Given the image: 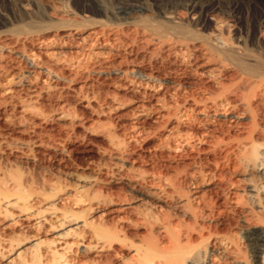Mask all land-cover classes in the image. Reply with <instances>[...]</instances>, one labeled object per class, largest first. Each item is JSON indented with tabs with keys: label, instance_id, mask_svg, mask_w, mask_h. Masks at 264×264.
<instances>
[{
	"label": "bare ground",
	"instance_id": "6f19581e",
	"mask_svg": "<svg viewBox=\"0 0 264 264\" xmlns=\"http://www.w3.org/2000/svg\"><path fill=\"white\" fill-rule=\"evenodd\" d=\"M26 1L13 2L28 11L31 7ZM66 1V5H56L44 0L66 21L65 36L52 39L40 37L43 30L36 26L38 22L11 23L0 6V68L16 58L27 68L18 76L13 68L0 74V105L10 100L23 118L33 117L36 107L31 93L25 98L16 88H31L34 75L51 86L64 79L55 74L58 68H89L90 64L96 65L97 73L112 78L116 87L141 94L142 105L133 115L142 123H131L128 137L122 139L113 132L105 135L113 150L108 171L132 193L109 199L92 196L84 192L86 181L79 178L77 188L82 193L73 201L76 207L85 206L59 210L46 195L39 204L40 200L35 202L19 168L0 167V227L9 232L0 236V264H216L218 256L224 261L217 264H264V61L246 49L248 45L264 48V11L257 19V32L251 35L234 10L257 0H161L174 5L161 10L158 18L138 0H128L130 4L115 10L105 0H87L89 4L82 6L76 0ZM250 12L248 20L255 17ZM67 44L74 53H63ZM133 47L150 60L189 68L203 89L179 94V85L157 81L133 58H122L117 67L111 66L121 51ZM225 72L237 77L227 83ZM119 104L113 105L115 111L121 109ZM57 120L79 124L64 112ZM143 120L153 123L144 126ZM138 138L158 139L156 151L168 159H182L180 171L187 187L178 183L176 168L162 174L128 164L121 148ZM18 141L2 142L0 149L4 146L21 153L30 149L28 142ZM206 154L221 155L222 161L199 167L200 156ZM230 164L240 180L227 179L222 192L229 208L242 207L245 213L243 235L251 250L249 262L235 236L211 234L200 222L215 207L204 189H220L225 180L221 168ZM241 184L245 190L239 193L235 188ZM131 200L137 206L130 209ZM103 208L114 215L113 224L86 218L88 210Z\"/></svg>",
	"mask_w": 264,
	"mask_h": 264
},
{
	"label": "rangeland",
	"instance_id": "374dc122",
	"mask_svg": "<svg viewBox=\"0 0 264 264\" xmlns=\"http://www.w3.org/2000/svg\"><path fill=\"white\" fill-rule=\"evenodd\" d=\"M13 1L0 0V6L7 12V18L12 21L11 23H15L16 25V21L27 23L29 21V23H32L33 21V24L36 25L38 22L40 24L36 26L39 25V28L42 26L41 30H43V32L40 37L44 39H52L54 36L58 35L65 36L67 27L64 17L60 15L57 16V14L53 13L52 10L46 6L44 0H28L31 7L28 11L20 9L18 4ZM52 1L56 5L67 4L66 0ZM105 1L110 10H115V8L121 5L130 4L128 0ZM138 2L141 6L152 11V13L155 14V16L154 14L152 16L156 18H158L161 10L174 5L173 3L167 4L166 2H161V0H138ZM76 3L79 6L89 4L87 0H76ZM30 9L33 10L31 11ZM249 9L251 11L250 13L255 17L253 19L249 18L248 20L247 12ZM183 10L182 8L181 11ZM234 10L236 16L241 20L243 29L249 30L251 35H254L257 32V19L264 11V0H257V2H252L250 4H240L236 6ZM30 18L33 19L31 20ZM96 19L97 21L103 20L102 17H97ZM25 43V45L29 46L28 42ZM32 47L34 48L35 46ZM246 49H249V53H252V55L254 54L256 58L264 61V48L263 50H259V48L248 45ZM62 50L65 55L74 53L73 47L69 44L62 48ZM129 52L131 53L129 54ZM122 58H127L128 60L133 58V60L135 59V63H143L142 68L154 77V79L156 78L157 81L166 80L171 83L170 85H179V94H183L184 91L197 93L200 88L203 89L204 87L200 85L202 83L189 68L184 69L174 66L170 64L169 61L150 60L147 58V55L140 49H137V47L125 49L124 52L121 51L119 57L114 60L111 58V66L117 67L121 63L120 60L123 61ZM9 68H13L16 76L25 72L27 69L25 62L17 58L8 59L4 67L0 68V74L2 75L5 70ZM55 74L63 76V81L48 86L51 83L50 81L34 75L30 77L32 81L31 88L28 90L21 86L16 88L19 95L25 98L28 97V92L31 93L36 107L33 110V117L25 116L23 118L14 110V103L10 100V102L7 101V104L0 105V143L24 140L30 145V149L22 151L23 153L13 149L6 150V148L2 146L0 149V167L19 168L24 176V183L26 184L25 189L27 187V191H33L32 196L36 198L35 202L40 200L38 201L39 204L43 198L48 197L56 204V209L59 210L65 208L77 209L78 206L79 208L85 206L84 204L82 206L77 205L76 207L75 201H73L76 196H80L82 193V191L77 188L79 178L86 181L87 186L84 190L86 194L88 193L92 196L100 195L103 198L108 197L107 199L111 198V196H129L132 193L129 188L119 184L116 180L117 175H111L110 171H108L112 164L111 154L113 150L106 140L105 135L109 132H113L122 139L128 137L131 123H142L141 120H135L133 115V113L135 114L138 111L136 110L138 109L137 107L140 108L142 105V95L130 91L129 89L122 88V86H120L121 88L116 87L112 78L97 73V67L96 65L93 66V64H90L89 68H58L55 70ZM35 77H37V79H35ZM234 77H237L236 73L225 72L223 75V79L227 83L230 82V80H234ZM1 78L2 77H0V80ZM17 100L15 99L14 101L16 102ZM88 102L90 106H87ZM113 103H120L119 105L122 106L121 109L115 111ZM138 104L140 106H138ZM61 112L68 115L71 120L74 116L79 123L78 126H72L70 120L65 122L58 121L57 115ZM261 112L262 115H264V107ZM152 123V121L143 120L144 126ZM226 126L227 124H223L224 130L227 129ZM232 132L235 133L236 131ZM137 143L138 145H136ZM158 143V139L151 138L144 140L143 138H138L135 142H129L127 144L128 147L124 148L126 152L124 149L122 150V148L120 152H122V154L124 153L121 155L128 164L134 163L135 167L144 168L150 173L162 172V174H166L174 171L173 169L176 168L179 180L178 183L181 184L182 187H187L183 181L182 172L180 171L184 161L179 158H175L176 160L168 159L165 153L156 151V145ZM212 156L211 154H208V156L207 154L201 155L200 161L198 160L199 167H212V165H210L212 161H222L221 155ZM124 172L125 171H122L120 174ZM221 172L224 174L225 180H223L224 183H221L220 189H215L213 187L204 189L206 190L205 193L215 201V207L212 209L213 213H210L213 214V216L206 212V214L201 217L202 219H200V222L204 224L203 226L206 225L205 228L207 227V231H209V229L210 231L212 230L211 234L214 232L215 235L216 233H219L218 235H223L224 233V235L231 234V236H235L236 238L234 237V239H236L235 241L238 243V248L242 250V253L244 252L249 262L251 261V250L243 235L245 232V224L243 223L242 217L245 213H243L242 207H237L236 209L229 208L230 205L227 200H225L224 192H222L224 188L226 189L228 180L231 179L237 182L240 180V177H238L237 174L235 175L233 164L229 166L223 165ZM235 189L240 193L245 190V187L241 184L236 186ZM35 193L41 195L38 196ZM43 195L46 196L42 197ZM41 205H39V207L43 208L42 203ZM136 206L135 200L129 202L130 209ZM36 207H38V205ZM107 209L108 208L93 211L88 210L86 218L89 220L93 219L100 223L106 222L111 225V223H114L115 218ZM0 230H2L0 231V236L9 233L4 231L1 227ZM207 231H205V235ZM142 232L143 230L140 231V233ZM128 233L132 235L135 232L128 231ZM143 233H145V231ZM219 257L222 256H218L216 264L224 261L223 257Z\"/></svg>",
	"mask_w": 264,
	"mask_h": 264
}]
</instances>
